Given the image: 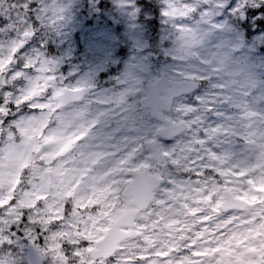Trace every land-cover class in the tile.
I'll use <instances>...</instances> for the list:
<instances>
[{
    "label": "clouds",
    "instance_id": "9594fccd",
    "mask_svg": "<svg viewBox=\"0 0 264 264\" xmlns=\"http://www.w3.org/2000/svg\"><path fill=\"white\" fill-rule=\"evenodd\" d=\"M0 264H264V0H0Z\"/></svg>",
    "mask_w": 264,
    "mask_h": 264
}]
</instances>
